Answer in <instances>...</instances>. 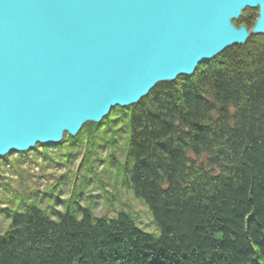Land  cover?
<instances>
[{
  "label": "trees",
  "instance_id": "1",
  "mask_svg": "<svg viewBox=\"0 0 264 264\" xmlns=\"http://www.w3.org/2000/svg\"><path fill=\"white\" fill-rule=\"evenodd\" d=\"M255 22L245 14L238 25ZM195 73L58 144L70 140V161L86 135L88 153L109 146L105 163L158 230L143 229L129 208L97 215L90 201L55 199L47 209L15 193L0 203V264H264V35ZM83 166L95 172L89 156Z\"/></svg>",
  "mask_w": 264,
  "mask_h": 264
},
{
  "label": "water",
  "instance_id": "2",
  "mask_svg": "<svg viewBox=\"0 0 264 264\" xmlns=\"http://www.w3.org/2000/svg\"><path fill=\"white\" fill-rule=\"evenodd\" d=\"M247 8L255 24L237 25ZM264 35V0H0V158L58 144Z\"/></svg>",
  "mask_w": 264,
  "mask_h": 264
},
{
  "label": "rangeland",
  "instance_id": "3",
  "mask_svg": "<svg viewBox=\"0 0 264 264\" xmlns=\"http://www.w3.org/2000/svg\"><path fill=\"white\" fill-rule=\"evenodd\" d=\"M245 14H250L255 21L258 17V9L247 8L242 17ZM240 19L234 20L237 25ZM87 136L83 138L82 143L80 142L79 145L72 148L77 153L73 161L63 156L64 152L68 151L70 140L61 145H58L60 143L37 144L34 149L29 151L11 152L0 158V182H5L9 186L5 188L0 184V203L8 205V198H11L15 193L23 194L31 201H39L40 205L47 209H52L51 200L55 203L58 201L57 199L62 201L80 199L84 203L90 201L92 209L97 215L113 216L121 208H129L131 212L135 213L143 228L151 231L158 230L149 208L133 192L123 186L122 181L113 175L114 168L105 163L104 160L110 155L111 148L109 146L95 147V153H88ZM124 141V136L118 141L117 155L121 158L124 157ZM87 156H89L95 172L86 170L87 165L90 166V162L86 163V167L83 166ZM101 177L105 178L106 190L114 196L113 201H109L106 197L101 182L98 180ZM48 190L50 195L46 194ZM62 201L56 204L60 210L65 208ZM7 222L8 219L0 217L2 230L7 226Z\"/></svg>",
  "mask_w": 264,
  "mask_h": 264
},
{
  "label": "bare ground",
  "instance_id": "4",
  "mask_svg": "<svg viewBox=\"0 0 264 264\" xmlns=\"http://www.w3.org/2000/svg\"><path fill=\"white\" fill-rule=\"evenodd\" d=\"M156 225V227H157V224H155ZM143 228V227H142ZM143 229H146V228H143ZM146 230H148V231H151V230H149V229H146Z\"/></svg>",
  "mask_w": 264,
  "mask_h": 264
}]
</instances>
